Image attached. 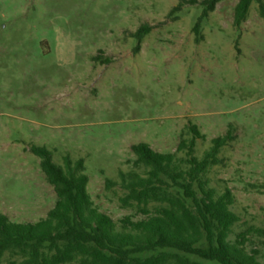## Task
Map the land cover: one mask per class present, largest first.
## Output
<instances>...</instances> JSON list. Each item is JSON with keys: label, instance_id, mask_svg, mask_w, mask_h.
Listing matches in <instances>:
<instances>
[{"label": "rangeland", "instance_id": "rangeland-1", "mask_svg": "<svg viewBox=\"0 0 264 264\" xmlns=\"http://www.w3.org/2000/svg\"><path fill=\"white\" fill-rule=\"evenodd\" d=\"M179 2L0 0V212L12 222L35 223L56 204L32 146L59 166L83 159L94 203L116 223L143 219L106 180L134 169L133 145L174 153L196 125L199 158L232 131L208 178L235 196L231 239L248 233L264 257V19L253 3L238 29L239 0H221L197 41L203 8L171 14Z\"/></svg>", "mask_w": 264, "mask_h": 264}, {"label": "trees", "instance_id": "trees-1", "mask_svg": "<svg viewBox=\"0 0 264 264\" xmlns=\"http://www.w3.org/2000/svg\"><path fill=\"white\" fill-rule=\"evenodd\" d=\"M219 2L180 0L171 14L185 3L199 4L203 11L194 26L199 41L202 21ZM253 3L264 19V0H239L234 27L247 20ZM150 31L145 24L133 37L140 45ZM190 131L191 139H181L174 153H158L145 143L133 145L134 169L121 171L119 182L106 180L107 190L120 186L124 191L122 208H135L144 216L136 221L127 216L119 224L94 203L83 159L66 155L59 166L47 148L32 146L56 204L35 223H15L0 212V264H264L259 251L248 250V233L231 239L240 222L232 210L235 196L229 187L219 192L208 178L222 163L221 150L234 140L232 131L212 139L201 158L196 145L205 136L196 125Z\"/></svg>", "mask_w": 264, "mask_h": 264}]
</instances>
